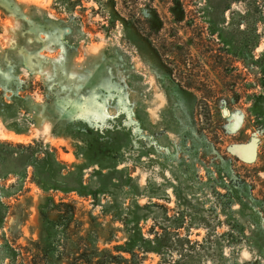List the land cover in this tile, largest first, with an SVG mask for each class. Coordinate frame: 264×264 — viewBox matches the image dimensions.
<instances>
[{
  "label": "rangeland",
  "instance_id": "rangeland-1",
  "mask_svg": "<svg viewBox=\"0 0 264 264\" xmlns=\"http://www.w3.org/2000/svg\"><path fill=\"white\" fill-rule=\"evenodd\" d=\"M261 96L264 0H0V264H264Z\"/></svg>",
  "mask_w": 264,
  "mask_h": 264
},
{
  "label": "trees",
  "instance_id": "trees-1",
  "mask_svg": "<svg viewBox=\"0 0 264 264\" xmlns=\"http://www.w3.org/2000/svg\"><path fill=\"white\" fill-rule=\"evenodd\" d=\"M60 22H62V21H60ZM66 27H64L63 28V32H65L63 35H66L68 32L66 31ZM64 37V36H63ZM67 43V42H66ZM260 99H262L261 97H260ZM11 105L10 104H8V103H4L3 102V100H2V102L0 103V107H2V108H0V109H4V108H8V107H10ZM3 145V144H2ZM49 152H45V156H44V158H42L45 162H46V164L44 163V167H49L50 166V175L48 176V178H51V180L53 181V178H54V176H56V175H58V171H57V167H56V163L55 164H53V163H51V161L49 160V154H48ZM37 162L35 161L34 162V164H36ZM33 164V165H34ZM51 180H50V182H51ZM41 183H43V182H41ZM51 249H52V246L51 245H49V247L47 246V248H45L44 249V251L46 252V254H50V251H51ZM17 255V253H15V256ZM18 255H20V254H18ZM19 257V256H18ZM11 264H26V262L24 261V259L22 260V261H20V260H16L15 261V258H13L12 259V262H11Z\"/></svg>",
  "mask_w": 264,
  "mask_h": 264
},
{
  "label": "water",
  "instance_id": "water-1",
  "mask_svg": "<svg viewBox=\"0 0 264 264\" xmlns=\"http://www.w3.org/2000/svg\"><path fill=\"white\" fill-rule=\"evenodd\" d=\"M225 113H226V111H225ZM238 148H241V146H237V148H234L233 152H235L236 154H238L239 156H241L238 153V150H237ZM255 156H256V152L254 151V146H252L251 154L247 158H245V157H243V158L248 159V160H253L255 158Z\"/></svg>",
  "mask_w": 264,
  "mask_h": 264
},
{
  "label": "flooded vegetation",
  "instance_id": "flooded-vegetation-1",
  "mask_svg": "<svg viewBox=\"0 0 264 264\" xmlns=\"http://www.w3.org/2000/svg\"><path fill=\"white\" fill-rule=\"evenodd\" d=\"M261 98H262L261 100L263 101L264 100V96H261Z\"/></svg>",
  "mask_w": 264,
  "mask_h": 264
}]
</instances>
